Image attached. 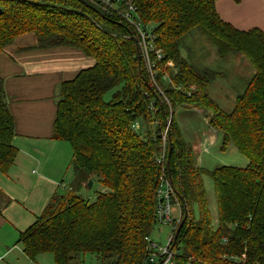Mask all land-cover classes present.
Here are the masks:
<instances>
[{
    "label": "trees",
    "instance_id": "1",
    "mask_svg": "<svg viewBox=\"0 0 264 264\" xmlns=\"http://www.w3.org/2000/svg\"><path fill=\"white\" fill-rule=\"evenodd\" d=\"M132 3L142 26H151L155 49L162 51L159 61L150 53L153 82L140 51L138 60L136 30L116 19L117 7L98 0H0V54L16 36L32 32L40 48L74 46L94 59L92 66L63 82L53 123V136L72 144L74 185L56 194L19 234L24 255L34 261L48 252L55 264H77L90 253L97 264H147L144 238L156 223L162 174L171 184L181 220L185 217L173 243L174 264H264L263 31L241 30L224 21L214 0ZM195 32L206 36L219 57L242 55L252 69L232 79L230 110L209 96L218 71L182 54L184 37ZM171 59L175 65H165ZM107 91L112 92L109 100L104 99ZM178 105L185 112L191 108L187 105L208 110L207 123L220 133L221 148L232 144L247 163L210 171L199 166L175 120ZM14 135L0 78L1 170L16 156ZM203 174L213 182L215 224ZM89 179L101 186L92 200L80 193Z\"/></svg>",
    "mask_w": 264,
    "mask_h": 264
},
{
    "label": "crops",
    "instance_id": "2",
    "mask_svg": "<svg viewBox=\"0 0 264 264\" xmlns=\"http://www.w3.org/2000/svg\"><path fill=\"white\" fill-rule=\"evenodd\" d=\"M214 6L234 27H256L264 33V0H214ZM93 64V57L74 46L38 47L32 32L16 36L0 54V78L14 118L12 143L17 148L13 163L0 169L1 260L18 247L19 234L51 199L74 185L72 144L53 136V123L63 82Z\"/></svg>",
    "mask_w": 264,
    "mask_h": 264
},
{
    "label": "rangeland",
    "instance_id": "3",
    "mask_svg": "<svg viewBox=\"0 0 264 264\" xmlns=\"http://www.w3.org/2000/svg\"><path fill=\"white\" fill-rule=\"evenodd\" d=\"M120 12V11H118ZM118 14V13H117ZM136 17V9H135ZM119 15V14H118ZM121 23H127L128 25H133L124 17V13L120 12L118 18H116ZM139 23L138 19H135ZM145 25V24H144ZM135 26V25H133ZM134 28V27H133ZM147 29L150 31L151 26L148 25ZM195 31V30H194ZM145 34V32H143ZM134 37L137 39V33L134 32ZM184 46L182 44L181 48L182 54L188 57V59L201 67H210L217 72V76L211 81L208 92L209 96L213 98L218 104L225 108V110H230L234 105L235 92L231 89L232 79L238 78L239 76H246L251 74L252 69L249 63L242 55H236L234 53L228 54L227 56L221 58L216 53L215 46L206 38V36L195 32L191 36L188 34L184 37ZM139 43V39H138ZM141 46V43L138 45ZM141 48H139V51ZM141 54V52H140ZM172 60V59H171ZM168 61L171 65H175V61ZM145 64V62L143 61ZM222 72V75H221ZM235 83V82H234ZM111 91H107L104 95L105 100L111 98ZM226 96V98H224ZM165 100L166 98H162ZM169 105V104H168ZM191 107L190 110L185 112L180 106L174 107V117L181 128L184 139L192 145V150L194 152L195 162L203 167L204 169L210 171L219 165H237L243 166L247 163V158L239 152L232 144H228L224 149L221 148V138L220 133L217 134V139H215L214 134L210 132V126L207 123L210 112L208 110H203L198 112L197 107L187 105ZM200 109V108H199ZM213 136V138H212ZM212 140L214 141L212 143ZM199 150V152H198ZM198 153V155H196ZM93 181V180H92ZM88 182V181H87ZM87 182L83 184L80 188V193L92 200L95 196L96 191L101 189L98 182H94L91 187L87 186ZM201 183L206 192L208 199V209L211 214L213 223H216L217 217V205L214 193L213 182L210 176L203 174L201 176ZM65 193L64 189L59 191V194ZM173 216L177 217L180 214V210L177 205L172 208ZM194 215H197L196 209H194ZM182 218V215H181ZM174 227L170 223L156 222L150 231V238L165 246L168 237L173 234ZM11 247V246H9ZM174 262H176V257ZM0 264H55L54 257L51 253H42L36 256L35 260L32 261L28 257L22 254L21 245L15 248L11 254L5 257L3 260L0 259ZM77 264H97L95 258L92 254L86 253L83 256V261Z\"/></svg>",
    "mask_w": 264,
    "mask_h": 264
},
{
    "label": "built area",
    "instance_id": "4",
    "mask_svg": "<svg viewBox=\"0 0 264 264\" xmlns=\"http://www.w3.org/2000/svg\"><path fill=\"white\" fill-rule=\"evenodd\" d=\"M92 2L97 0H90ZM100 3L104 5H110L114 8L117 7V10L124 13V17L130 21L136 30L137 33V43L139 39L138 45L141 43V58L145 62L147 72L149 74L150 79L152 82L155 80L156 73L154 72L155 64L151 60L150 53L153 52L154 56L157 61L162 59V51L161 49H155L154 42H153V33L147 29V27H143L144 25L136 21L137 17H135V6L132 3V0H98ZM119 7H122L119 10ZM143 25V26H142ZM145 32V34L143 33ZM170 61V60H168ZM166 61L165 65H169L170 62ZM168 77L167 74L161 75V79L166 80ZM170 81V80H168ZM156 84V82H155ZM164 97V95H162ZM165 98V97H164ZM166 100V99H165ZM138 123L134 122L131 127L136 129ZM163 137L165 133L162 134ZM157 196L159 198V202L154 210V218L156 222L161 223H170L173 225L174 230L176 229L177 225L181 220V213L179 214L178 218L174 217L172 214V208L177 205L179 210L178 202H174L173 200V191L171 184L165 175H160L159 183L157 187ZM145 245H146V252L147 264H174V257H175V249L173 245V234L168 237L167 243L165 246H162L160 243L153 241L149 235L145 236Z\"/></svg>",
    "mask_w": 264,
    "mask_h": 264
},
{
    "label": "water",
    "instance_id": "5",
    "mask_svg": "<svg viewBox=\"0 0 264 264\" xmlns=\"http://www.w3.org/2000/svg\"><path fill=\"white\" fill-rule=\"evenodd\" d=\"M0 12H1V10H0ZM136 50H137V56H138V60H139V59H140V58H139L140 54H139L138 46H137V49H136ZM166 166H167L168 174H169V176H170V172H169V169H168V161L166 162ZM169 178H170V177H169ZM92 184H93L92 179H89L88 182H87V186H88V187H91ZM184 219H185V217H183V219L179 222L178 226L176 227V229H175V231H174L173 243H174L175 238H176V236H177V234H178V232H179V230H180V228H181V226H182V224H183V222H184Z\"/></svg>",
    "mask_w": 264,
    "mask_h": 264
}]
</instances>
